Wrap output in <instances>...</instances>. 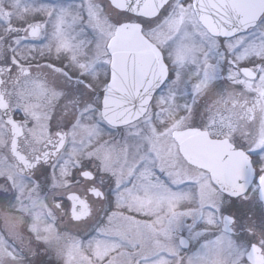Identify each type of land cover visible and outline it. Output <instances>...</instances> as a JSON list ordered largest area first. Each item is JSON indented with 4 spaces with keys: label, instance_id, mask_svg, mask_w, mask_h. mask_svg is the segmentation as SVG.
<instances>
[{
    "label": "snow or ice",
    "instance_id": "obj_1",
    "mask_svg": "<svg viewBox=\"0 0 264 264\" xmlns=\"http://www.w3.org/2000/svg\"><path fill=\"white\" fill-rule=\"evenodd\" d=\"M0 264H264V0H0Z\"/></svg>",
    "mask_w": 264,
    "mask_h": 264
}]
</instances>
